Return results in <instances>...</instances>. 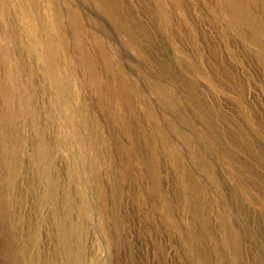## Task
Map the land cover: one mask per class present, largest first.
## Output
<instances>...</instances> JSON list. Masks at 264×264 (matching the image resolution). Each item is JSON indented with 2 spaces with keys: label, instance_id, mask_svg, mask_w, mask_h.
<instances>
[{
  "label": "rangeland",
  "instance_id": "374dc122",
  "mask_svg": "<svg viewBox=\"0 0 264 264\" xmlns=\"http://www.w3.org/2000/svg\"><path fill=\"white\" fill-rule=\"evenodd\" d=\"M67 260L264 264V0H0V264Z\"/></svg>",
  "mask_w": 264,
  "mask_h": 264
},
{
  "label": "bare ground",
  "instance_id": "6f19581e",
  "mask_svg": "<svg viewBox=\"0 0 264 264\" xmlns=\"http://www.w3.org/2000/svg\"><path fill=\"white\" fill-rule=\"evenodd\" d=\"M44 2H45V0H43ZM105 35H106V33H104ZM109 37V36H108ZM56 40V39H55ZM53 43H55V41L53 42ZM77 46H79L78 47V52L79 53H82L83 52V48H82V46H80V45H77ZM44 47H45V54H46V57H47V60H48V63H49V66H50V69H49V74H51V76L53 77L54 75H56V66H55V64H56V62H57V59H58V52H57V50L56 49H53V47H52V38H49L48 40H47V42L45 43V45H44ZM161 89V88H160ZM158 90V89H157ZM162 94V93H161ZM162 101V100H161ZM65 103H64V99H63V104H62V106H59V108L60 109H63V110H65ZM58 111V110H57ZM87 121V120H86ZM83 122V121H82ZM88 122V121H87ZM90 122V121H89ZM88 124V123H87ZM90 124V123H89ZM70 127V126H69ZM90 127V126H89ZM94 128V127H93ZM97 128V127H96ZM98 130V129H97ZM157 130V129H156ZM95 133V132H94ZM89 134L92 136L93 135V132H89ZM86 139V138H85ZM188 139V138H187ZM87 146V145H86ZM82 166V165H81ZM76 168V167H75ZM73 176V175H72ZM82 186V185H81ZM51 201H53V197L51 196L48 200H47V202H51ZM63 218V220H66V221H68V223H69V219L68 218H65V217H62ZM56 226H58V227H62V224H61V220L59 219L58 220V222H57V224H56ZM61 230V229H60ZM76 230V229H75ZM78 230V229H77ZM76 230V231H77ZM65 232V231H64ZM72 232V231H71ZM73 246V245H72ZM66 247H68V246H66ZM62 248V247H61ZM67 251V250H66ZM72 252V251H71ZM65 264H69L68 263V260L65 262Z\"/></svg>",
  "mask_w": 264,
  "mask_h": 264
}]
</instances>
